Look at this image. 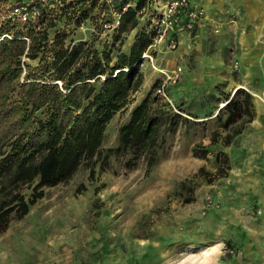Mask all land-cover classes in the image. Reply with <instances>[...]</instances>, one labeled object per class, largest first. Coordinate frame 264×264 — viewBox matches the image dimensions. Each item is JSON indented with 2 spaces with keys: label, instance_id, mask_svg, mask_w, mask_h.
Wrapping results in <instances>:
<instances>
[{
  "label": "rangeland",
  "instance_id": "1",
  "mask_svg": "<svg viewBox=\"0 0 264 264\" xmlns=\"http://www.w3.org/2000/svg\"><path fill=\"white\" fill-rule=\"evenodd\" d=\"M143 1L138 26L151 44L141 56L142 84L107 124L101 151L67 180L44 187L28 213L0 233V264H234L250 257L251 224L246 228L241 219L259 221L264 214V20L251 23L239 0L214 4L209 16L194 1L204 9L194 27L162 36L156 21L165 0ZM15 5L0 0V26L19 21ZM43 7V17L26 22L40 35L45 31L49 45L85 41L99 54L110 49L112 64L136 37V29L102 26L113 20L105 0H46ZM201 21L206 27L198 32ZM177 67L172 81L168 75ZM155 83L151 102L165 103L177 122L164 125L153 165L142 157L127 168L128 152L107 150L117 146L119 127ZM237 89L250 93L251 107L227 122L225 98ZM227 132L234 135L225 144ZM237 193L247 194L246 201L227 200ZM214 243L216 250L203 258L202 249Z\"/></svg>",
  "mask_w": 264,
  "mask_h": 264
},
{
  "label": "trees",
  "instance_id": "2",
  "mask_svg": "<svg viewBox=\"0 0 264 264\" xmlns=\"http://www.w3.org/2000/svg\"><path fill=\"white\" fill-rule=\"evenodd\" d=\"M143 6L144 1L138 0L122 14L118 30L137 32L112 64L110 49L99 54L85 41L49 45L45 31L40 35L31 21L8 20L0 26L5 33L0 36V233L28 213L44 187L67 180L82 160L101 151L107 124L142 84L141 56L151 44L138 26ZM45 13L43 7L40 18ZM22 56L38 61L32 65ZM156 85L119 127L117 146L107 150L128 152L127 168L142 157L153 165L164 125H176L175 113L165 103L151 102ZM225 101L227 122L251 107V95L242 89ZM216 133L210 144L217 141ZM233 135L227 132L223 142L229 143Z\"/></svg>",
  "mask_w": 264,
  "mask_h": 264
},
{
  "label": "built area",
  "instance_id": "3",
  "mask_svg": "<svg viewBox=\"0 0 264 264\" xmlns=\"http://www.w3.org/2000/svg\"><path fill=\"white\" fill-rule=\"evenodd\" d=\"M15 1L16 5L14 7V12L19 17L20 21H27L32 17L38 16L41 12V6L46 2V0ZM134 1L135 0H105L113 20H104L102 26L105 29L116 28L120 23L122 14L129 6L134 5ZM203 14L204 9L194 4V0H165L160 7L159 18L156 23H158L159 27L162 29L161 34L163 36L167 31H174L181 25L185 29L193 28L195 23L202 18ZM214 30L217 31L218 28L215 27ZM171 41V46L175 47V40L172 38ZM180 70L181 68L177 67L172 71V74L168 75V78L175 81L179 77Z\"/></svg>",
  "mask_w": 264,
  "mask_h": 264
},
{
  "label": "crops",
  "instance_id": "4",
  "mask_svg": "<svg viewBox=\"0 0 264 264\" xmlns=\"http://www.w3.org/2000/svg\"><path fill=\"white\" fill-rule=\"evenodd\" d=\"M195 3L197 4H202L206 6L209 10L208 16L213 14L214 15V4H220L222 0H194ZM247 1H252V0H239V8L241 9V6L244 9H247L248 12V17L251 21V23L256 22L259 18L264 20V0H256L252 2L251 4L246 3ZM226 8V7H225ZM206 21H201L195 29H197L198 32L202 31L204 27H206ZM262 25L264 23L261 22ZM256 24H253L255 26ZM261 26V25H260ZM255 193V192H254ZM235 197H229L226 195L227 200L230 202L231 199H237L242 200L243 202L246 201L244 200L245 197H247V194L245 195L244 193L239 197L238 193L234 195ZM242 197V198H241ZM261 200L264 202V193L261 194ZM233 208V207H232ZM234 211L236 209L234 208ZM238 214V213H237ZM237 216V215H236ZM239 216V214H238ZM216 217V214L214 213V218ZM243 222V226L246 228H249V222L251 224L250 231H248V237L252 239V245L249 247L250 251V257L249 258H244V259H237L234 261V264H264V214L261 215V218L259 221H254L250 220L248 217L247 218H242L241 219ZM237 238L241 239V235L237 234ZM218 244L214 243V250L217 248ZM223 264V263H220ZM226 264H233L232 261H228Z\"/></svg>",
  "mask_w": 264,
  "mask_h": 264
},
{
  "label": "bare ground",
  "instance_id": "5",
  "mask_svg": "<svg viewBox=\"0 0 264 264\" xmlns=\"http://www.w3.org/2000/svg\"><path fill=\"white\" fill-rule=\"evenodd\" d=\"M217 247V246H216ZM214 248V245L213 246H210L209 248H203L202 251H201V256L203 258L207 257L209 253L211 252H208L209 250L211 251V249ZM216 249V248H215Z\"/></svg>",
  "mask_w": 264,
  "mask_h": 264
}]
</instances>
